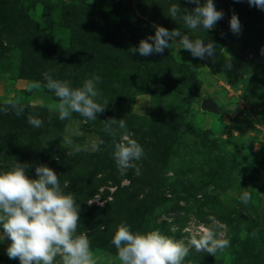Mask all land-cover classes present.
I'll return each instance as SVG.
<instances>
[{
	"label": "rangeland",
	"instance_id": "obj_1",
	"mask_svg": "<svg viewBox=\"0 0 264 264\" xmlns=\"http://www.w3.org/2000/svg\"><path fill=\"white\" fill-rule=\"evenodd\" d=\"M94 1L0 0V168L15 160L28 164L33 176L37 164L53 168L80 206L77 232L87 234L97 264H119L110 241L122 221L183 241L189 249L183 264H264V10L247 0H214L222 18L212 29L189 32L214 42L213 61L192 57L177 40L163 54L129 51L138 41L126 34L121 15L131 17L143 37L156 25L187 31L165 15L172 2L105 0L112 11L102 12ZM233 13L237 34L229 28ZM50 71L73 86L93 73L101 77L98 88L108 104L96 120L78 113L57 118L58 100L44 87ZM146 75L180 94L148 83ZM35 82L39 88L30 87ZM189 92L195 98L187 108L183 94ZM10 99L24 106L20 116L5 103ZM29 115L42 126L29 125ZM109 118H124V131L142 145L139 174L118 172L113 137L104 131ZM62 137L87 150L73 153ZM244 190L252 197L247 205L237 199ZM210 215L226 226L230 241L215 255L190 244ZM0 264L19 260L3 251Z\"/></svg>",
	"mask_w": 264,
	"mask_h": 264
},
{
	"label": "clouds",
	"instance_id": "obj_2",
	"mask_svg": "<svg viewBox=\"0 0 264 264\" xmlns=\"http://www.w3.org/2000/svg\"><path fill=\"white\" fill-rule=\"evenodd\" d=\"M189 2L194 5L191 9L181 7L179 0L172 2L165 14L176 22L181 21L187 31L177 28L168 30L156 25L154 34L141 38L129 51L144 57L163 54L165 49L170 48V42L177 40L192 57L214 61L217 52L214 42L193 38L189 32L212 29L222 18L223 11L216 8L214 0ZM247 2L250 6L255 5L264 10V0ZM240 27L238 15L233 13L229 28L237 34ZM260 52L264 55V46ZM230 68V59H226L224 69ZM44 80V87L58 100L55 111L61 121L69 119L72 113H78L87 121H94L108 104L98 88L101 77L96 73L85 78L78 86H73L68 80L54 78L51 71ZM30 87L39 88L40 83L35 82ZM5 103L13 108L17 116L24 112V106L18 101L10 99ZM104 121V131L113 137L111 155L118 172L124 175L132 168L139 174L135 162L141 159L144 150L136 139L124 131L127 128L125 119L109 118ZM27 123L39 128L43 121L29 115ZM118 130L119 138L116 139ZM62 139L72 144L73 153L87 150L79 144H73L67 137ZM99 143L103 144V140ZM91 148L95 149L97 145L94 143ZM27 168L28 164L17 160L6 168H0V243L5 238L9 241L6 247L8 258L18 259L19 264H97L87 234L77 232L80 206L73 194L65 191L67 183L61 185L57 173L47 164H37L34 176L27 174ZM251 198L247 190L237 196L244 205ZM225 232L226 226L210 215L207 226L200 229L198 238L191 240L190 244L198 251L203 249L215 255L229 246L230 241ZM110 243L116 249L119 264H183L189 250L183 241L164 234L158 228L134 230L123 221L116 226Z\"/></svg>",
	"mask_w": 264,
	"mask_h": 264
},
{
	"label": "trees",
	"instance_id": "obj_3",
	"mask_svg": "<svg viewBox=\"0 0 264 264\" xmlns=\"http://www.w3.org/2000/svg\"><path fill=\"white\" fill-rule=\"evenodd\" d=\"M173 1L174 0H167V1H165V3H170V2H173ZM94 7L97 10L102 11V12H111L112 11V9L110 8V5H108V3L105 0H95L94 1ZM119 19H120V22H121L126 34L130 38H132L133 40L138 41V42H139V40L141 38H145L136 30V28L134 27V24H133V19L131 17L125 16V15H121ZM135 62L137 64H141L142 65V61H141L140 56L135 57ZM146 81L148 83H150V84H154V85H157V86H159L161 88L167 89V90H169L172 93L180 94V92H177L173 88L169 87L164 81H162L160 79H157V78H154V77H151L150 75H146ZM183 98L185 100V106L188 108L190 103L195 98V94L192 93V92H189L187 94H183ZM171 122H173V121L171 120ZM177 124L178 123H176V125ZM191 132L194 135L200 137V139H201V141L203 143H206V138H205V135L203 133L197 132V131H193V130H191ZM211 145H213L214 147L218 146L216 143H211Z\"/></svg>",
	"mask_w": 264,
	"mask_h": 264
},
{
	"label": "crops",
	"instance_id": "obj_4",
	"mask_svg": "<svg viewBox=\"0 0 264 264\" xmlns=\"http://www.w3.org/2000/svg\"><path fill=\"white\" fill-rule=\"evenodd\" d=\"M8 243H9V241L7 240V238H5V240L2 243H0V254L3 251H6V247H7Z\"/></svg>",
	"mask_w": 264,
	"mask_h": 264
}]
</instances>
